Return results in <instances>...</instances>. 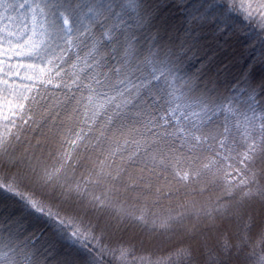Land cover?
I'll list each match as a JSON object with an SVG mask.
<instances>
[{"label":"snow or ice","instance_id":"snow-or-ice-1","mask_svg":"<svg viewBox=\"0 0 264 264\" xmlns=\"http://www.w3.org/2000/svg\"><path fill=\"white\" fill-rule=\"evenodd\" d=\"M142 6L137 0H94L89 9L93 13L90 25L84 26L70 24V14L59 11L51 0H0V56L9 60L12 55L26 56L46 65L40 72H47V83L59 76L65 88L71 91L75 87L79 98L75 93L69 97L76 100L71 112L82 117L76 128L65 130L63 122H55L59 112L37 122L28 114L29 106L22 123L32 121L36 128H43L51 121L48 130L53 133L54 150L46 156L18 155L8 134L0 135V191L7 194L5 199L15 198L10 201L13 214L35 223L41 233L50 232L58 241L88 253L90 260L85 264H101L104 255L113 256L118 264H191L190 247L177 245L164 261L138 254L133 245L122 241L116 246L107 243L132 215L124 211L123 202L129 197L139 201L154 196L155 204L170 197L169 176L177 183L209 174L225 177L224 197L211 208L191 213L211 227H216L217 221L240 216L253 200L264 201V109L257 114L253 104L240 109L234 106L233 97L212 95L207 86H200L205 73L193 71L197 62L203 68L202 57L207 56L196 35L197 27L203 30L199 22L211 17L214 33L235 37L231 14L236 13L245 20L259 16L258 26L264 30V0H192L188 9L196 25L186 30L184 37H152L146 51L134 42L136 34L131 31L141 27L143 19L134 17L131 23L125 19L128 9ZM17 8L27 9L17 20H27L30 13V28L23 25L13 30L5 23L12 21ZM61 18L62 24L58 22ZM92 25L99 29L93 32ZM251 47L250 55L255 56V43ZM258 62H264V31ZM64 65L70 70L65 71ZM11 71L10 66L7 71L0 68V84L5 85L0 93L5 99L8 95H15L18 101L28 99L10 91L13 85L7 77ZM258 86L264 91V79ZM248 87L249 99L254 101L257 85ZM142 92L152 104L147 111L135 112L137 119L128 121L132 108L146 103ZM32 102L36 103L35 97ZM17 107L22 110L24 105ZM12 124L15 126V121ZM5 199H0V207L9 206ZM184 216L168 215L160 224L165 228L173 223L182 225ZM135 218H145L143 209ZM260 238L264 241V230ZM246 243L247 230L238 243L223 236L218 243V264H230L233 253ZM7 247L0 245V261L21 264L4 251ZM34 255L24 253V264H39ZM250 255L256 257V264H264V254L253 251ZM65 264L79 261L69 256Z\"/></svg>","mask_w":264,"mask_h":264},{"label":"trees","instance_id":"trees-1","mask_svg":"<svg viewBox=\"0 0 264 264\" xmlns=\"http://www.w3.org/2000/svg\"><path fill=\"white\" fill-rule=\"evenodd\" d=\"M7 2L19 3L23 2V0H7ZM137 2L143 6L137 7L134 10L128 9L125 19L129 20V23L132 22L131 18L134 17L143 19L142 26L133 28L131 31L136 34L134 42L138 41L139 46L143 47L145 51L148 44L153 42L152 37H163L165 40L168 38L184 37L186 30H191L197 23L191 21L189 15L188 4L192 0H137ZM51 3L54 6L58 5L59 11L65 12L66 15L70 14V24L76 22L84 26L90 25L89 17L93 13L89 9L93 5L94 0H51ZM53 10H56L55 7ZM9 11L11 12V9ZM0 13H2V10H0ZM26 13V8H17L16 12L12 13V21H5V23H8L11 29H14V27L20 28L26 20H17V17L23 18ZM231 15L234 17L233 23L237 31V36L235 37L231 34L225 36L223 33H214L213 25L215 24V20L211 17L207 21L199 22L203 26V30L201 31L197 27L196 35L201 39L207 56L202 57L203 68H201V63L197 62L193 71L201 69L205 73L203 81L200 83L201 88L207 86L212 95L219 96L221 99L233 97L234 106L240 109H246L248 105L253 104L258 110L257 114H259V110L264 109V91H261L258 86L259 82L264 79V62H258L260 58V34L264 30L258 26L259 18L257 17L245 20L243 15L236 13H232ZM28 16V22L32 23L30 13H28ZM58 22L62 24V18ZM0 27H3V25H0ZM98 29L99 25H92L93 32H96ZM253 43L256 45L255 56L250 55L253 51L251 47ZM219 49L223 51H219ZM4 57L6 61L0 68L7 71L9 59L8 56ZM207 57H211V60ZM10 63L13 64L12 67L10 66L12 69L11 74L7 77L9 83L13 85L10 91L23 93L28 99L18 101L15 95H8L7 99H5V94L0 93V135L8 134V140L18 155L35 153L46 156L55 147L53 133L48 130L52 122L49 121L46 127L36 128L32 121H29L28 124H23L21 117L27 118L25 113L28 112L29 106H31V112L28 114L32 115L37 122L41 121L45 116L54 115L56 112H59L60 115L56 117L55 121L57 124L63 122L65 130L67 127L76 128L79 124V119L82 117H78L71 112V109L76 105V100H70L69 97L75 93L76 97L79 98V93L74 86L71 91L65 88L59 76L55 77L52 83H47V72H40L41 68L47 67L46 65L38 62L37 64L34 62L35 66L30 63L24 65L25 62L20 59ZM112 63L115 64V61H112ZM21 65H24L27 69L22 68ZM62 67H64L65 71L70 70L67 65ZM214 70L217 72L215 73ZM144 71L147 73L148 69L145 68ZM2 75L3 73L0 72V76ZM136 75H140V73H136ZM28 77L32 78L28 79ZM57 84H59V87L56 86ZM249 84L257 85L254 101L249 99ZM4 87L5 85L0 84V89ZM141 95L143 101H146V103L141 102L139 107H133L132 112L129 113L128 121L137 119L135 112L141 110L147 111L149 105L152 104L150 97L143 92ZM33 97H35L36 103L32 102ZM19 103L24 105L22 110L17 107ZM66 108L67 111L65 110ZM217 119L222 120V117ZM13 121H15V126L12 124ZM84 127L85 129L87 128L86 125ZM95 134V132L92 133V135ZM17 135L19 136V140L15 139ZM45 137L48 138L45 139ZM226 166L225 164L224 167ZM135 171H138V169ZM233 176H236L237 179L240 178L235 171H233ZM168 179L170 181L168 185V188L171 190L170 197H162L155 204L153 203L155 200L154 196L139 201L129 197L126 202H123L124 211L132 213L125 220L123 226H136L150 235H160L158 232L161 231L167 234L174 231L178 224L173 223L167 228L162 227L160 224L162 218L168 215L176 216L179 213H184L183 224L191 223V220L201 222L203 221L202 218H197L196 216L193 218L189 217V212L193 213L203 209L197 206L199 201L202 200L201 196L206 198L208 208H211L218 198L224 197L223 185L226 181L225 177L220 173H217L215 176L209 174L197 180H192L189 183H177L171 176ZM261 182L264 183V180ZM201 189L204 190L203 193H201ZM6 197L7 194L0 191V199H5ZM12 199L15 198L5 199V203L11 205L10 201ZM259 201H251L249 205L252 208L249 207V209L251 208L252 211H246L233 219L230 224L231 232L220 234L222 231L218 232L217 229H214L215 236L213 237H215V240L211 239L204 243L203 246L198 240L192 241L191 239L174 236L165 245L156 247L148 241L140 243L137 239L125 234L109 236L107 243L110 246H116L122 241L125 244L133 245L138 254L150 255L154 259L164 261H167V258L177 245H180L181 247L191 248L193 253L191 264H218L219 240L227 235L234 243H238L240 237L247 230L248 243L241 244L240 250L233 253L230 264H256V257L250 254L253 251L258 255L264 254L262 253L264 241H261L260 238V233L264 230V209L258 203ZM120 207L121 205L118 203L116 210L119 211ZM255 207L258 208V214L256 215L254 213ZM141 209H143L145 215L143 220L135 218ZM5 221H0V245H8L4 251H8L9 256L14 257L21 264H24V253H34V259L39 264H45L40 260L45 250L43 246L45 248L48 247V244L52 241H57L60 246L74 254V256L81 259L84 263L86 260H90L89 254L85 251L71 248L66 242L58 241L50 232L45 231L41 233L39 227L28 219L23 221L24 226L20 229H16L13 223ZM31 225L33 227L30 228ZM207 231L210 232L209 228ZM12 248H15L16 251H10ZM0 264H4V262L0 261ZM101 264H118V261L111 255H104L101 259Z\"/></svg>","mask_w":264,"mask_h":264},{"label":"rangeland","instance_id":"rangeland-1","mask_svg":"<svg viewBox=\"0 0 264 264\" xmlns=\"http://www.w3.org/2000/svg\"><path fill=\"white\" fill-rule=\"evenodd\" d=\"M246 2H249V0H246ZM250 2L252 3H257L258 0H250ZM257 18H259V16H256ZM260 20V18H259ZM23 25H27L29 28L31 27V23L28 22V20L25 21V23ZM23 25H21V29L23 28ZM14 27V26H13ZM11 29V27H9ZM16 28L14 27L13 30H15ZM7 47V46H5ZM219 51H223L222 49H219ZM231 51V50H230ZM11 55V54H9ZM4 56H0V60H3L4 62L6 61V59H4ZM13 58V59H12ZM226 58V57H225ZM18 59H20L21 61L25 62L24 65L30 63L32 65H34V61L29 60L26 56H16L12 55L11 56V60L8 61V66L12 67V61H18ZM237 61V60H236ZM228 63V62H227ZM4 64V63H3ZM3 64H0V66H2ZM37 64V62H36ZM24 65H21L22 68H26ZM35 66V65H34ZM27 69V68H26ZM214 72L216 73L217 71L214 70ZM25 77V75H24ZM202 200L199 201V204H197L198 208L202 207L203 209H207V200L206 198H204L203 196ZM259 204L262 205V208L264 209V201H259ZM248 207V209H247ZM251 205H247L245 207V210L243 213L250 212L252 211ZM258 208L255 207L254 208V213L255 215L258 214ZM192 212H189V217H194L193 215H191ZM109 219V217H105V220L107 221ZM234 218L226 220L224 222H220L217 221L216 223V227H211L207 222L205 221H197V220H191V223H185L183 225H178L176 226L175 230L172 232H169L167 234H164V231L158 232L160 235H150L146 232H144L142 229L138 228V227H126L123 226L121 227V230L116 233V235L118 234H125V235H130V237L137 239L140 243L144 242V241H148L149 243H151L152 245L156 246V247H161L162 245H165L166 243L169 242L170 238L174 237V236H178L179 238H185V239H191L192 241L194 240H198V242L203 246L204 243L212 240H215V236L214 235V229H217L218 232L222 231L220 234H224L225 232H231V228H230V224L232 223ZM9 221L10 223H13V226L17 229H20L24 226L23 221H21V218L18 217L17 214H13V210L11 205H9L8 207H0V221ZM5 221V222H6ZM208 225V226H207ZM33 227L32 225L30 226V228ZM209 228V231H207V229ZM187 229V231H186ZM32 230V229H30ZM232 234V233H231ZM45 245V244H44ZM44 247V253L41 257V262L45 263V264H65L66 259L69 256H74V254L70 253L69 251H67L65 248H63L62 246H60V244H58L57 241H52L51 243L48 244V247L45 248ZM76 257V256H75ZM76 259L79 261V264H85L81 259L77 258Z\"/></svg>","mask_w":264,"mask_h":264}]
</instances>
